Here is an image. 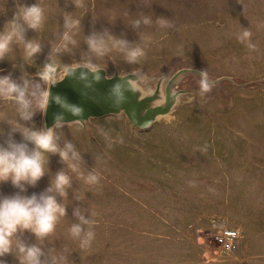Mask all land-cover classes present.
Wrapping results in <instances>:
<instances>
[{
    "label": "rangeland",
    "instance_id": "obj_1",
    "mask_svg": "<svg viewBox=\"0 0 264 264\" xmlns=\"http://www.w3.org/2000/svg\"><path fill=\"white\" fill-rule=\"evenodd\" d=\"M35 2L0 0V30L18 3ZM38 2L45 21L27 38L38 42L41 52L28 58L23 46L14 44L0 62V74L29 81L34 116L28 126L62 124L56 129L60 142L70 141L81 153L80 171L95 170L101 179L87 185L51 156L46 175L27 194L42 192L64 168L72 187L58 199L67 215L44 240L25 233V242L46 253L66 249L67 264H264V0H83V8L72 0ZM66 13L81 20L77 44L53 53ZM142 16L153 23L133 29L131 22ZM158 17L172 27L160 29ZM105 28L134 43L142 37L152 43L136 63L113 51L88 66L85 38ZM244 29L252 32L257 51L237 41ZM49 58L57 69L46 82L38 73ZM77 67L128 78L140 103L132 109L124 101L103 116L48 125L50 86ZM16 109L14 101L0 99L5 135L9 125L3 118L18 120ZM16 191L10 183L0 184V194ZM77 206L94 221L95 238L83 250L69 233ZM224 226L239 229L237 250L215 244ZM5 259L18 264L15 255Z\"/></svg>",
    "mask_w": 264,
    "mask_h": 264
},
{
    "label": "clouds",
    "instance_id": "obj_2",
    "mask_svg": "<svg viewBox=\"0 0 264 264\" xmlns=\"http://www.w3.org/2000/svg\"><path fill=\"white\" fill-rule=\"evenodd\" d=\"M76 8H83V0H72ZM45 9L38 0L32 4L18 3L10 19L0 30V62L12 51L13 45H22L26 57L32 58L41 52V45L27 38V33L36 31L43 26ZM152 19L142 16L131 22L133 29L141 25L149 26ZM160 29L172 27L170 21L158 17L155 21ZM81 26V20L70 14L63 16L64 31L60 42L53 49V53L68 51L69 46H75L76 31ZM252 32L244 29L236 35L239 43L249 52L257 51V45L251 40ZM152 43L151 37L141 38L140 43L129 41L125 37H117L109 29L91 31L85 38L89 55L84 63L95 67V57L106 56L113 51L123 55L128 63H136L145 56V46ZM46 62L38 73L40 80L51 81L55 76L57 66L54 62ZM23 66L21 65V68ZM29 81L23 77L17 78L13 74H0V99L14 101L17 105L18 120L3 118L9 125L6 135L0 132V184L10 183L17 191L11 195L0 194V264H7L5 257L15 255L18 264H67L66 249L61 252L50 250L48 253L35 243H26L25 233L32 234L37 240H44L55 230L60 217L67 215V208L58 197L67 195L72 187V179L64 168L58 170L49 185L40 193L27 194L29 187H36L46 175L45 166L50 163V157H59L60 162L76 173L79 179L87 185H97L101 179L99 172L89 170L87 175L80 171L83 156L70 141L61 144V135L56 129L62 127L57 123L53 127L37 129L28 126L33 120L34 112L27 99V85ZM23 122V123H21ZM105 139H110L107 132L100 129ZM20 139L15 138L16 135ZM194 186L193 182H189ZM77 200L81 196L75 197ZM73 216L77 222L72 224L69 233L79 242L80 249H87L95 238L91 230L94 221L77 206L73 209Z\"/></svg>",
    "mask_w": 264,
    "mask_h": 264
},
{
    "label": "water",
    "instance_id": "obj_3",
    "mask_svg": "<svg viewBox=\"0 0 264 264\" xmlns=\"http://www.w3.org/2000/svg\"><path fill=\"white\" fill-rule=\"evenodd\" d=\"M132 109L140 103L129 79L105 77L103 71L86 67L69 68L65 77L50 86L46 107V122L84 121L91 116H103L121 102Z\"/></svg>",
    "mask_w": 264,
    "mask_h": 264
},
{
    "label": "built area",
    "instance_id": "obj_4",
    "mask_svg": "<svg viewBox=\"0 0 264 264\" xmlns=\"http://www.w3.org/2000/svg\"><path fill=\"white\" fill-rule=\"evenodd\" d=\"M240 231L234 227L224 226L214 236L215 244L222 250L234 251L239 247Z\"/></svg>",
    "mask_w": 264,
    "mask_h": 264
}]
</instances>
